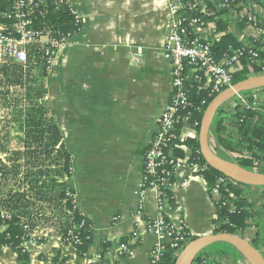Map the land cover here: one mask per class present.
Returning a JSON list of instances; mask_svg holds the SVG:
<instances>
[{
    "label": "crops",
    "instance_id": "crops-1",
    "mask_svg": "<svg viewBox=\"0 0 264 264\" xmlns=\"http://www.w3.org/2000/svg\"><path fill=\"white\" fill-rule=\"evenodd\" d=\"M64 1L76 10L81 27L61 43L47 69L45 99L70 153L71 171L64 179L76 209L91 224L90 244L85 255L79 256L54 228L33 225L31 231L42 238L31 246L29 264H42L40 258L51 256L53 249L68 264H147L151 248L169 241L165 234L147 228L148 219L158 212L156 191L146 190L143 212L137 213L135 190L142 177L145 149L169 100L171 67L162 49L172 24L169 4L173 0ZM153 6L161 11L162 32L150 41ZM1 114L0 105V119ZM18 128L14 148L21 149V123ZM188 133L192 129L185 124L179 154L186 159L191 156ZM171 200L173 208L166 210L171 222L183 219L188 234L196 237L213 233L215 207L201 177L190 179L183 188L175 186ZM259 228L264 230L263 221ZM254 233L248 230L243 236L250 241ZM121 242L127 243L126 251L120 249ZM241 259L222 262L244 264L238 263ZM0 264H21L17 249L1 248Z\"/></svg>",
    "mask_w": 264,
    "mask_h": 264
},
{
    "label": "built area",
    "instance_id": "built-area-1",
    "mask_svg": "<svg viewBox=\"0 0 264 264\" xmlns=\"http://www.w3.org/2000/svg\"><path fill=\"white\" fill-rule=\"evenodd\" d=\"M35 5H37V0H12L8 9L0 11V66L16 63L25 67L29 61L32 46H39L48 69L57 57L61 43L70 37L68 35L57 38L50 30L36 26L32 17ZM169 9L172 24L166 33L162 51L171 67L170 95L159 116L152 140L145 149L142 177L135 190L139 198L137 213L143 212V197L146 190L152 188L156 191L158 212L156 216L148 219L147 228L153 233L165 234L169 241L157 243L151 248L147 264H160L167 245L173 247L178 256L188 243L189 234L183 224V219H179L178 224H174L167 216L166 210L173 208L174 203L171 196L175 186L185 187L190 179L202 178V172L209 168L205 161L200 162L198 157L193 155L194 151L189 145L187 146L191 150L190 158L186 159L179 154L184 142L180 139L181 127L185 124L191 127L192 133L187 134L190 138L199 134L207 105L213 97L234 83L233 72L243 67L242 57L245 54L248 55L250 61L245 64L247 67H251V63L254 62L260 69L259 73L264 72V57L260 58V52L264 51V0H173L169 4ZM71 10L78 31L81 27V18L73 7ZM226 14L227 22L231 24L246 23V26L237 34L243 45L231 47L228 52L217 57L213 51L214 45L223 35L236 29L235 25L218 29L216 21L225 19ZM249 42L256 43L257 47L250 46ZM193 83L197 84V89L206 92V96L198 104H195L189 97ZM215 116L223 119L225 125L223 136L231 131L232 123H240L247 118L253 125L260 121L261 133L264 135V87L233 94L219 106ZM208 143L213 151L222 149L230 161L237 163L235 155L226 151L210 135ZM195 152L200 154L199 149ZM244 155L253 159L252 165L247 168L263 171V153L254 156L252 151L247 150ZM1 175L0 173V185ZM239 183L223 174L216 177L215 183L211 189H208L215 207V219L218 217V210L223 205H228L229 213L237 211L236 196L231 193L230 185ZM241 185L248 199L250 195L257 196L254 203L256 207H260L264 201V186L243 183ZM65 196L72 198L69 189L66 190ZM249 201L253 202L250 199ZM73 207L76 208L74 203ZM9 218V212L0 208L1 229L6 227V221ZM226 221L227 219L224 218L223 222ZM249 221L251 224L247 229L242 234H237L243 236L248 230L252 232L257 230L256 217L250 218ZM85 227L88 235H85L84 239H89L91 224L82 215L80 223L62 228L65 229L64 234L61 228L44 226L45 230L54 228L62 242L79 256L86 253L85 251L80 253L78 249L83 241L81 231ZM81 228L83 229L80 231ZM24 229L26 230L25 239L19 247L22 252L28 254L29 264L33 261L31 246L37 245L42 235L31 231L32 227L27 224L24 225ZM4 246L7 245H0V249ZM120 249L126 251L127 243L121 242ZM262 252L264 253V247ZM40 259L42 264H55L51 256ZM65 259L67 258H60L61 264H68L69 260ZM203 262L207 264V261ZM240 262L249 264L246 259H241L238 263ZM218 264H223V262L220 260Z\"/></svg>",
    "mask_w": 264,
    "mask_h": 264
},
{
    "label": "trees",
    "instance_id": "trees-1",
    "mask_svg": "<svg viewBox=\"0 0 264 264\" xmlns=\"http://www.w3.org/2000/svg\"><path fill=\"white\" fill-rule=\"evenodd\" d=\"M11 3L12 0H0V11L8 9ZM32 17L36 26L50 30L57 38L71 36L77 32V25L75 24L71 6L64 0H37ZM227 19L226 14L225 19L222 18L216 21L218 29H224L226 26L234 27L235 25V28L240 30L246 26L244 22L231 24L227 22ZM249 44L252 47H257L254 42H249ZM241 45H243V42L239 40L236 31L232 30L221 37L214 45L213 51L219 57L228 52L231 47L235 48ZM260 55L262 59L264 51L260 52ZM246 63H250L247 54L242 57L243 67L233 72V82L242 80L252 73H259L260 69L257 64L252 62L251 67H247ZM4 66H6L7 72L10 71L12 75L17 77L13 79L14 82L25 86V96L28 100L26 109L28 111L24 115L23 120H21V125L24 129L22 148L12 153L10 152L6 159H2L0 156L1 178L3 177V180H5L10 176L18 184L16 188H11L7 191L0 189V208L5 209L10 214V218L6 221V227L0 230V245L18 248L21 264H27L28 254L22 252L19 247L26 235L24 225L32 226L41 222L45 225L51 224L55 228H61L60 230L64 234L65 229L62 228L80 223L81 215L73 207L71 198L65 196L68 188L64 177L70 175L71 157L65 148L61 130L57 125L51 107L44 105V102L47 101L44 98L46 91L44 78L47 73V64L45 58L42 57L41 48L32 46L29 61L25 67L16 63H9ZM8 80L11 81L10 78ZM196 85V83H193V87L190 88L189 97L195 104H198L206 96V92L197 89ZM232 124L231 131L223 136L222 133L225 129L223 119L214 117L209 135L221 144L226 151L234 154L238 164L249 167L252 165L253 159L250 156H245V151H252L254 156L258 153L264 154V135L261 133L262 124L258 121L257 124L253 125L248 118L243 122H234ZM187 144L194 151L193 155L204 163L202 155L195 152L199 149L198 138H190ZM2 150H4L3 146ZM21 159L24 160L20 161ZM22 168L26 169L23 170V175L20 176ZM31 169H35L36 172H31ZM262 170L264 171V167ZM219 174L221 173L210 167L202 172V178L208 189H211ZM230 190L236 196L235 202L238 204V209L234 213H229L227 210L228 205H223L218 210L217 219L214 220L213 233L229 232L242 234L251 224L249 219L256 217L255 224L258 228L252 237L251 243L258 249L263 248L264 230L259 228V225L262 221L264 224V201H262L260 207H256L254 201L250 202L246 197L241 183L230 185ZM38 203H46L48 205L54 203L52 206L53 213L50 216L45 212V214L42 212L33 214L30 206ZM246 205L247 207H245ZM57 211L61 214L57 215ZM224 218L227 219L225 223L223 222ZM81 233L83 241L78 246L80 253L86 251L90 244V238L84 239V236L88 235L86 227ZM194 238L196 236L189 235V240ZM223 245L231 246L228 243L221 242L210 244L200 251L194 262L205 264L203 262L205 260L207 264H218L220 255H224L220 248ZM210 248L213 249L211 250ZM231 248L234 249L233 260L241 259L242 256L239 251L233 246ZM51 257L55 264H61L59 250L53 249ZM176 259L175 249L167 245L160 264H175Z\"/></svg>",
    "mask_w": 264,
    "mask_h": 264
},
{
    "label": "water",
    "instance_id": "water-1",
    "mask_svg": "<svg viewBox=\"0 0 264 264\" xmlns=\"http://www.w3.org/2000/svg\"><path fill=\"white\" fill-rule=\"evenodd\" d=\"M264 87V72L250 75L234 82L218 93L207 105L199 128V150L207 165L219 173L243 184L264 186V171H255L217 155L209 146V131L219 106L237 92ZM216 242L228 243L235 247L249 264H264V255L251 241L237 233L217 232L197 236L188 241L180 251L175 264H192L205 247Z\"/></svg>",
    "mask_w": 264,
    "mask_h": 264
},
{
    "label": "rangeland",
    "instance_id": "rangeland-1",
    "mask_svg": "<svg viewBox=\"0 0 264 264\" xmlns=\"http://www.w3.org/2000/svg\"><path fill=\"white\" fill-rule=\"evenodd\" d=\"M152 8H153V11H156V13H155L154 21H151V23H150V28H149L150 41L152 39H154L155 36H157V34L162 32V28H160L161 25H160V22L158 20L159 14L161 15V11L154 8V6ZM4 65H6V64H4ZM4 65L2 64L0 66V105L3 108V114H1L2 117L0 119V147H1L0 151H2L0 156L2 157V159H6V157L10 155V152L12 153V152L18 150L17 148H14V146L15 147L17 146V143L19 141L18 125H20L21 120H23L24 115L28 111L26 109L27 108L26 104H28V100L25 96V92H26L25 86L22 85L21 83L14 82L13 79H16L17 77H15V75H12L10 73V71L7 72L6 71L7 68ZM9 73H10V75H9ZM8 77L11 79V81L8 80L9 79ZM44 98H45V96H44ZM44 105L46 107H48L47 101L44 102ZM14 125L16 128L14 127ZM9 130H10V133H9ZM11 131H12V133H11ZM12 143H13V145H11ZM2 146L4 147V150H2ZM214 152L217 155H219L220 157L227 159V160H230V159H228L229 158L228 155L225 154L222 149H217ZM23 160L24 159H21L20 161H23ZM25 169L26 168H22L20 176L23 175V172H24L23 170H25ZM31 172H36V170L31 169ZM0 173L2 174L1 170H0ZM14 181L15 180H13V178H10V176L7 177L5 180H3V177H2L0 189L2 191L3 190L7 191L8 189L16 188V186L18 184H16ZM46 181H47V179H46ZM53 204L48 205L46 203H38V204L31 205L30 208H31V211H33V214L45 212L47 215L50 216L53 213V211H52ZM56 213H58L57 215L61 214L59 211H57ZM56 216H54V217L56 218ZM46 225L43 224L42 222L36 224L37 227L38 226L44 227ZM48 226H51V224H48ZM251 240L252 239H250V241ZM221 243H223V242H221ZM220 248L224 253V255L223 254L221 255V256H223V259H220L221 261L228 262V261H232V259H234V256H233L234 249L231 248V246L228 247V246L223 245ZM210 249L212 250L213 248H210ZM260 249L259 250L261 251V253H263L262 248H260ZM218 254H216V255H218ZM263 255H264V253H263ZM242 259H243V257H242Z\"/></svg>",
    "mask_w": 264,
    "mask_h": 264
}]
</instances>
